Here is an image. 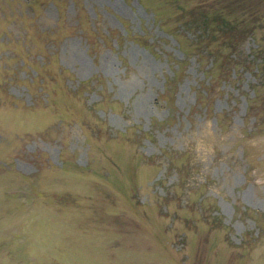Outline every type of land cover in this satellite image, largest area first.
Masks as SVG:
<instances>
[{
	"label": "rangeland",
	"instance_id": "obj_1",
	"mask_svg": "<svg viewBox=\"0 0 264 264\" xmlns=\"http://www.w3.org/2000/svg\"><path fill=\"white\" fill-rule=\"evenodd\" d=\"M0 264H264V0H0Z\"/></svg>",
	"mask_w": 264,
	"mask_h": 264
},
{
	"label": "trees",
	"instance_id": "obj_2",
	"mask_svg": "<svg viewBox=\"0 0 264 264\" xmlns=\"http://www.w3.org/2000/svg\"><path fill=\"white\" fill-rule=\"evenodd\" d=\"M197 14L198 16H196L195 18L191 20L181 21V25L183 28L195 29L199 31L198 32L199 34H197V39L195 41L197 45L199 44L201 46L199 55L201 56L209 55L210 56V49L208 47V43L214 38V29H210L211 20L209 21V17L207 13L199 12ZM224 29H230V28L228 27V25L227 26L225 25ZM231 60L235 61L236 57L231 58ZM212 64L213 65H211L210 71L213 69L214 62H212ZM210 86H211L210 81L204 85V91L206 95H208V89L210 88Z\"/></svg>",
	"mask_w": 264,
	"mask_h": 264
}]
</instances>
